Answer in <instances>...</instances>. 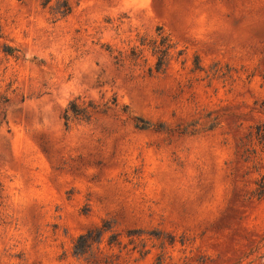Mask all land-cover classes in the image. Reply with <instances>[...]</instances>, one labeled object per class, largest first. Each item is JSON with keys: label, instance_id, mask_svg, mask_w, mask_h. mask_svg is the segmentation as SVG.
<instances>
[{"label": "rangeland", "instance_id": "1", "mask_svg": "<svg viewBox=\"0 0 264 264\" xmlns=\"http://www.w3.org/2000/svg\"><path fill=\"white\" fill-rule=\"evenodd\" d=\"M0 23V264H264V0H0Z\"/></svg>", "mask_w": 264, "mask_h": 264}, {"label": "trees", "instance_id": "2", "mask_svg": "<svg viewBox=\"0 0 264 264\" xmlns=\"http://www.w3.org/2000/svg\"><path fill=\"white\" fill-rule=\"evenodd\" d=\"M68 11H69V7L65 3V8L62 9L61 14L63 15L67 13ZM2 36L3 35H2V29H1V23H0V38H2ZM164 41H165V37H162L161 40L158 41V43L156 40L152 41V46L154 48V52L157 57L156 63H155V69L157 71L161 70L162 66L166 65L167 61L169 60L170 48H172V45L169 43H167L164 46ZM159 42H160V45H159ZM3 51L10 54L14 51V48L10 45L4 44ZM89 106L93 107L92 105H90L89 102L87 104L83 102L82 105H79L76 102V100L74 99L71 100L64 109L63 118L65 120V125L68 124L70 113L73 115H78L82 117L83 119H89L90 117V112L88 110ZM142 122H143L142 124L138 125L137 123V125L141 128H145L149 126L147 121H142ZM100 233H101V230L95 229V230H89L86 233L80 234L75 241L74 252L77 254L84 253L86 249L90 247V245L96 242V240L100 236Z\"/></svg>", "mask_w": 264, "mask_h": 264}]
</instances>
